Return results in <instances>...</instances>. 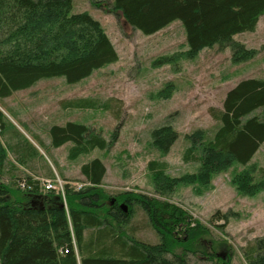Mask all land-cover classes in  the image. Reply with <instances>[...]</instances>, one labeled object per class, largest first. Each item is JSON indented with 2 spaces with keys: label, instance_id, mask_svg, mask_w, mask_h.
<instances>
[{
  "label": "trees",
  "instance_id": "obj_1",
  "mask_svg": "<svg viewBox=\"0 0 264 264\" xmlns=\"http://www.w3.org/2000/svg\"><path fill=\"white\" fill-rule=\"evenodd\" d=\"M73 3L0 0V104L43 79L64 78L75 85L119 61L103 25L88 12L74 14ZM111 11L121 13L145 36L176 21L182 23L187 50L176 57L159 58L158 66L177 63L179 58L194 60L216 46L230 49L233 62L239 64L258 54L235 37L256 31L264 16V0H113ZM171 91L174 86L168 84L160 95L168 99ZM75 106L97 107L90 100L77 101ZM263 112L264 79L240 81L227 92L223 109L211 112L219 123L214 134L198 129L186 136L185 159L199 163L197 173L171 178L163 165L149 163L157 195L167 198L181 184L201 192L215 176L237 165L248 166L264 144ZM0 126V264H193L191 256L211 264H232L231 251L221 257L202 247L200 241L210 237L211 230L178 206L134 192L109 195L103 189L107 169L98 158L81 167L89 185L78 191L67 185L65 201L55 192L41 191L31 175L11 176L10 154L20 165L42 155L1 107ZM48 132L54 148L73 144L71 159L106 150L117 138V131L107 141L77 122L52 125ZM151 137L153 146L166 154L179 133L171 124H162L152 130ZM6 176L13 178L11 182L4 181ZM23 182L32 189H22ZM232 184L240 194L254 197L264 190V171L258 180L255 168L250 167L235 174ZM134 205L146 213L159 235L158 244L139 241L126 231ZM217 216L229 219V214L219 212ZM244 255L249 264H264V237Z\"/></svg>",
  "mask_w": 264,
  "mask_h": 264
},
{
  "label": "rangeland",
  "instance_id": "obj_2",
  "mask_svg": "<svg viewBox=\"0 0 264 264\" xmlns=\"http://www.w3.org/2000/svg\"><path fill=\"white\" fill-rule=\"evenodd\" d=\"M112 4L113 0H74L73 13L88 12L103 25L119 54L117 63L75 85L67 84L64 78L43 79L1 102L12 111L20 130L37 145L47 161L48 170H42V177L33 176L34 179H60L64 186L86 187L89 184L81 174V167L98 158L107 169L103 189L109 195L134 192L168 201L211 230V236L200 241L207 251L221 257L231 251L232 264H249L244 251L264 237V190L254 197L242 195L232 184V178L250 167L255 168L258 180L262 178L264 144L248 166L237 165L215 176L208 189L198 192L195 186L181 184L167 198L157 195L149 163L156 161L163 165L171 178L198 172L199 163L185 159L189 146L186 136L198 129L212 136L219 123L211 112L223 109L227 92L242 80L264 79V16L255 32L235 37L258 51L250 61L236 64L230 49L216 46L194 60L179 58L177 63L158 66L155 62L159 58L176 57L187 50L182 23L176 21L155 35L145 36L133 29L121 13L111 11ZM168 84H173L174 91L165 99L160 93ZM80 100H90L97 107L76 108ZM104 104L109 108L103 107ZM69 121L88 125L107 141L117 131V138L106 150L97 149L71 159L72 143L54 148L48 143L36 144L31 136L33 129L34 135L49 142L48 128ZM162 124H171L179 133L166 154L153 146L151 137L152 130ZM50 157L58 161V166L51 165ZM12 179L6 176L4 181ZM133 211L126 231L139 241L158 244L159 235L144 210L134 205ZM219 212L229 214V219H220ZM191 260L193 264H211L197 256H191Z\"/></svg>",
  "mask_w": 264,
  "mask_h": 264
},
{
  "label": "crops",
  "instance_id": "obj_3",
  "mask_svg": "<svg viewBox=\"0 0 264 264\" xmlns=\"http://www.w3.org/2000/svg\"><path fill=\"white\" fill-rule=\"evenodd\" d=\"M11 98V97H10ZM8 98V99H10ZM8 99H5L4 101L6 102ZM4 104V103H3ZM1 104V106L3 105ZM1 109L4 111V113L7 115V117L13 122V124L17 127V129L19 130V132H21L24 136L25 134L23 133V131L20 130L18 124H17V119L14 117L12 111L8 108H6L4 105H3V108L1 107ZM13 118V119H12ZM69 122H73V121H69ZM30 131V130H29ZM33 133V135H31L32 137H34V140L36 142V144H43V145H47L48 144H51V137H49V142H45L44 140H42V138L39 136V135H34V131L32 129L31 131V134ZM7 137V134L4 136V138ZM27 139L28 137L25 136ZM37 149V145L34 144V142H32V140L28 139ZM68 144V143H67ZM66 145V144H65ZM63 145V146H65ZM62 146V147H63ZM61 148V147H60ZM39 150V149H38ZM9 161H10V168L11 169V176L12 175H31V176H36V177H42V170H45L47 168V161L44 159V157H40V156H32L30 157L29 159L25 160V163L24 165H20L16 160H15V157L13 156V154H10L9 155ZM50 162H51V165L55 166L56 165L58 166V161L56 159H52L50 157Z\"/></svg>",
  "mask_w": 264,
  "mask_h": 264
},
{
  "label": "built area",
  "instance_id": "obj_4",
  "mask_svg": "<svg viewBox=\"0 0 264 264\" xmlns=\"http://www.w3.org/2000/svg\"><path fill=\"white\" fill-rule=\"evenodd\" d=\"M2 134V128L0 126V135ZM35 180L38 181L39 183V187L40 190L43 192H55L59 195H62L65 198V194H66V186L69 184H66V186H64V182L60 179L58 180H42L40 178H35ZM20 187L22 189H32V186L27 184L26 182H23L20 184ZM72 188H74L76 191L80 190L83 186L81 185H77V186H71Z\"/></svg>",
  "mask_w": 264,
  "mask_h": 264
}]
</instances>
